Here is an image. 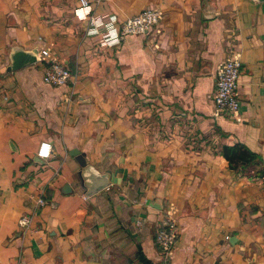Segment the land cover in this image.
I'll list each match as a JSON object with an SVG mask.
<instances>
[{
  "label": "crops",
  "instance_id": "1",
  "mask_svg": "<svg viewBox=\"0 0 264 264\" xmlns=\"http://www.w3.org/2000/svg\"><path fill=\"white\" fill-rule=\"evenodd\" d=\"M88 2L0 0V264H264V1ZM153 8L155 28L117 43ZM13 45L49 50L72 79L46 84L40 61L8 72ZM236 55L241 122L214 103L217 67ZM237 144L260 162L231 167ZM82 161L113 184L87 197ZM167 210L170 254L156 243Z\"/></svg>",
  "mask_w": 264,
  "mask_h": 264
},
{
  "label": "built area",
  "instance_id": "2",
  "mask_svg": "<svg viewBox=\"0 0 264 264\" xmlns=\"http://www.w3.org/2000/svg\"><path fill=\"white\" fill-rule=\"evenodd\" d=\"M83 8L89 7L88 0H80ZM163 16L160 8H153L143 11L128 20L122 26L120 37L117 43H120L127 36H141L155 28ZM111 14L105 13L99 16H91L89 24L94 33L106 31L109 28ZM109 37V34H108ZM109 38H103L101 46H110ZM116 43V44H117ZM40 62L44 64V82L54 87L66 86L72 79L71 68L57 60L49 50L40 52ZM242 64L238 55L225 60L217 67L216 84L214 93V103L216 115H228L242 121L241 102L239 99V78L241 75ZM52 154V146L49 143H43L39 151V157L49 158ZM45 200L40 198L37 201L36 208H42ZM32 216H24L20 219L19 225L24 232L30 230ZM179 228L178 219L175 212L167 210L162 219L161 227L157 232L156 243L166 254H170L178 240Z\"/></svg>",
  "mask_w": 264,
  "mask_h": 264
},
{
  "label": "water",
  "instance_id": "3",
  "mask_svg": "<svg viewBox=\"0 0 264 264\" xmlns=\"http://www.w3.org/2000/svg\"><path fill=\"white\" fill-rule=\"evenodd\" d=\"M263 2L264 0H258ZM10 65L8 72H14L26 66L33 65L40 61L37 50L26 51L23 48L13 45L9 52ZM82 171L79 173L80 180L85 188L86 196L90 197L99 191H102L113 184V175L111 173H100L93 166L81 162ZM69 191L71 188L67 186ZM154 207L164 210L165 206L153 204Z\"/></svg>",
  "mask_w": 264,
  "mask_h": 264
},
{
  "label": "trees",
  "instance_id": "4",
  "mask_svg": "<svg viewBox=\"0 0 264 264\" xmlns=\"http://www.w3.org/2000/svg\"><path fill=\"white\" fill-rule=\"evenodd\" d=\"M224 155L230 162L231 167H236L240 164L247 165L260 162L259 158L242 144L225 148ZM260 175L264 176V172H260Z\"/></svg>",
  "mask_w": 264,
  "mask_h": 264
},
{
  "label": "rangeland",
  "instance_id": "5",
  "mask_svg": "<svg viewBox=\"0 0 264 264\" xmlns=\"http://www.w3.org/2000/svg\"><path fill=\"white\" fill-rule=\"evenodd\" d=\"M131 18V17H130Z\"/></svg>",
  "mask_w": 264,
  "mask_h": 264
}]
</instances>
